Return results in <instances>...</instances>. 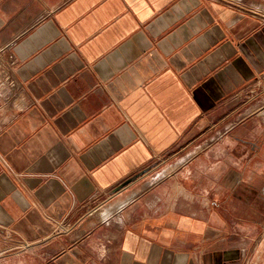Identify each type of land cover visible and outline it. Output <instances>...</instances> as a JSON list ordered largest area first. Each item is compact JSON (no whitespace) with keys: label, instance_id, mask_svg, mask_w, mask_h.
<instances>
[{"label":"crops","instance_id":"obj_1","mask_svg":"<svg viewBox=\"0 0 264 264\" xmlns=\"http://www.w3.org/2000/svg\"><path fill=\"white\" fill-rule=\"evenodd\" d=\"M0 74V264H264V0H0Z\"/></svg>","mask_w":264,"mask_h":264},{"label":"rangeland","instance_id":"obj_2","mask_svg":"<svg viewBox=\"0 0 264 264\" xmlns=\"http://www.w3.org/2000/svg\"><path fill=\"white\" fill-rule=\"evenodd\" d=\"M252 96H250V98H251ZM250 98H246L245 100H249ZM252 103H253V101H252ZM175 170V167H173L172 169H170L169 171H174ZM252 202V206H258V204L260 205V206H264V195L261 197V196H259L258 194H257V196H253V200L251 201ZM98 212V211H97ZM94 215H96V217L97 218H99L100 219V215H99V213H95ZM102 219H104L103 217H101Z\"/></svg>","mask_w":264,"mask_h":264},{"label":"bare ground","instance_id":"obj_3","mask_svg":"<svg viewBox=\"0 0 264 264\" xmlns=\"http://www.w3.org/2000/svg\"><path fill=\"white\" fill-rule=\"evenodd\" d=\"M166 172V171H165ZM130 197V196H129ZM133 197V196H132ZM115 204V203H114ZM119 206H108L98 211L99 215L103 218H108L113 212L114 208Z\"/></svg>","mask_w":264,"mask_h":264},{"label":"built area","instance_id":"obj_4","mask_svg":"<svg viewBox=\"0 0 264 264\" xmlns=\"http://www.w3.org/2000/svg\"><path fill=\"white\" fill-rule=\"evenodd\" d=\"M11 63H15L16 62V59L14 58L13 55H11ZM1 75V74H0ZM0 83H1V76H0ZM29 244H27L26 246H28ZM1 253V252H0Z\"/></svg>","mask_w":264,"mask_h":264}]
</instances>
